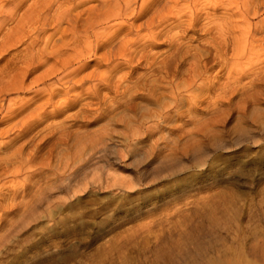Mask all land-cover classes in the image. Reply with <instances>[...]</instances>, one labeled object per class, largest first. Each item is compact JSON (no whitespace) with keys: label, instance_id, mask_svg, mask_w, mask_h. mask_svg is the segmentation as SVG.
<instances>
[{"label":"rangeland","instance_id":"374dc122","mask_svg":"<svg viewBox=\"0 0 264 264\" xmlns=\"http://www.w3.org/2000/svg\"><path fill=\"white\" fill-rule=\"evenodd\" d=\"M257 37L234 71L231 60L233 66L215 63L203 86L189 78L185 62L174 112L162 89L156 103L132 95L128 111L120 98L122 104L111 105L116 111L95 115L91 105L82 118L67 121L83 106L62 102L46 107L37 123L20 126L37 103L27 101L34 90L54 80L45 78L52 59L25 81L44 73L46 83L3 93L13 102L0 109V154L8 146L25 155L0 170V264H264V41ZM10 53L0 54V70ZM93 64L74 77L83 74L88 86L80 77L74 85L82 90H70L67 99L82 94L87 101ZM226 75L240 84L222 96ZM158 107L164 117L149 119ZM64 119L66 127L59 124Z\"/></svg>","mask_w":264,"mask_h":264},{"label":"bare ground","instance_id":"6f19581e","mask_svg":"<svg viewBox=\"0 0 264 264\" xmlns=\"http://www.w3.org/2000/svg\"><path fill=\"white\" fill-rule=\"evenodd\" d=\"M199 1L201 0H0V54H8L12 51L6 61L7 64L5 62L6 65L0 70V109L11 107L10 102H13L7 98L5 102L3 93L10 90L23 91L39 80L44 84L46 83L44 79L51 77L54 80L47 82L44 89L42 86L41 90H34V96L27 101L32 100L37 103L20 117L17 124L27 126L30 122H35L46 107L59 108L62 102L65 103L64 106L76 102L77 105L80 102L79 105L83 106L67 116V121L82 118L85 113L92 110V106L95 109L91 111L92 113H97L99 109L112 110L114 103V107L119 106L120 98L125 99L123 105L120 101V105L122 108L128 105L125 108L128 111L131 109L129 106L132 98L137 94L138 97L150 96L152 100L148 99V102L156 103L157 94L159 93V97L162 89L168 93L169 106L174 109L173 112L176 111L180 94L178 90L181 88L176 81L185 62L188 66L184 71L188 72L189 78L192 81L196 78L203 86V82L208 79L210 68L214 67L215 63H219L220 66L222 64V67L227 64L233 66L231 60L234 71L240 55L246 53L244 50L252 49L251 44L255 42L252 39L260 35L261 40L264 41V17L255 22L252 20L264 11V0H202L201 7ZM180 2H185V6L181 7L183 3ZM216 8L223 9L222 12L219 11L221 16L215 15ZM230 18L240 20L233 21L232 24L233 19ZM227 23H231L232 28L228 27ZM158 46H163L162 51L157 49ZM228 47L233 51L230 57H227ZM247 52L249 53L246 54H250V51ZM50 59L53 60V66L46 75L42 73L45 78L35 79L34 76L35 78L30 79L26 84L27 76L39 67L47 65ZM89 60L94 63L95 68L92 66L89 75L88 72L87 75L84 74L85 79L90 76L87 80H91L90 86L85 89V91L89 90L85 92L87 99L84 100L87 101H80L82 94L80 96L75 94L67 99L72 93L69 94L70 90L78 87L80 89L86 85V82L84 84V80L82 81L83 74L78 76L81 77L80 81L83 85L77 87L74 84L79 78L75 80L74 77L78 75L79 69H83L82 67L91 62ZM227 71L229 72L228 67ZM236 73L238 74L239 71ZM233 74L235 76V73ZM245 75L248 78L252 76L247 72ZM231 76L226 75V81L222 80L223 82L218 86L219 92L216 91L219 95L224 96L227 90L234 88L237 83L240 84L239 77ZM192 81H186L185 84L180 82V84L183 83L185 86ZM100 88L106 93L103 94L98 90ZM126 95L129 97H125ZM161 106L160 104L159 107ZM160 108L158 111L157 109L151 111L149 119L152 117L161 119ZM165 108L164 106V111ZM10 109L12 111V108ZM66 109L70 108L66 107ZM64 121L65 119L59 124L66 127ZM5 150L0 154V170L16 164V159H22L21 147L13 149L7 146ZM16 167L18 169L17 165ZM20 168L19 170L22 171Z\"/></svg>","mask_w":264,"mask_h":264}]
</instances>
